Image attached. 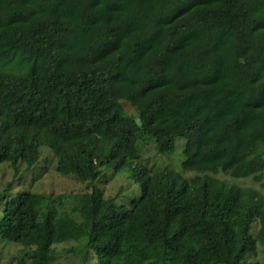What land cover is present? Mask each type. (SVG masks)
Wrapping results in <instances>:
<instances>
[{
	"label": "trees",
	"instance_id": "16d2710c",
	"mask_svg": "<svg viewBox=\"0 0 264 264\" xmlns=\"http://www.w3.org/2000/svg\"><path fill=\"white\" fill-rule=\"evenodd\" d=\"M143 141L181 166H148ZM44 148L86 186L7 185L18 264L68 242L96 264H264V193L218 178L264 188V0H0V166ZM123 170L127 202L99 186Z\"/></svg>",
	"mask_w": 264,
	"mask_h": 264
},
{
	"label": "rangeland",
	"instance_id": "374dc122",
	"mask_svg": "<svg viewBox=\"0 0 264 264\" xmlns=\"http://www.w3.org/2000/svg\"><path fill=\"white\" fill-rule=\"evenodd\" d=\"M122 106L128 115H137L129 103L122 102ZM142 158L150 167L153 165H157L158 167L168 165L172 168H179L185 157L181 148H178L169 157L160 156L152 142L143 141ZM105 170L107 171V169ZM108 175L111 177V172H108ZM218 178L246 188L255 187L264 193V188L261 184L254 183L252 179L234 180L223 175H219ZM9 184H11L9 190L11 195L22 191L52 193L55 195L64 193L79 194L86 186L78 181L74 175H60L56 171V158L54 153L45 148L42 149L41 158L37 164L31 167L25 164H19L17 173H15L10 164L0 166V194ZM99 186L105 190L107 196L111 197L115 196L123 188L124 191L119 195V200L123 202L139 196V184L130 179L129 173L126 170L119 172L109 182L99 184ZM80 249L81 246L75 242L56 245L54 247L56 260L53 264H96V260L91 255L84 261L82 253L79 251ZM21 250L22 247L20 245L5 242L0 238V264H18L16 260Z\"/></svg>",
	"mask_w": 264,
	"mask_h": 264
}]
</instances>
